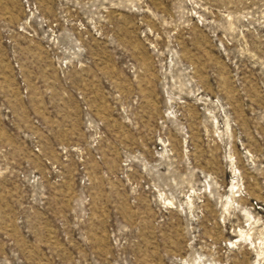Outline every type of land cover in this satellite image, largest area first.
Listing matches in <instances>:
<instances>
[{
  "label": "rangeland",
  "instance_id": "rangeland-1",
  "mask_svg": "<svg viewBox=\"0 0 264 264\" xmlns=\"http://www.w3.org/2000/svg\"><path fill=\"white\" fill-rule=\"evenodd\" d=\"M0 264H264V0H0Z\"/></svg>",
  "mask_w": 264,
  "mask_h": 264
}]
</instances>
